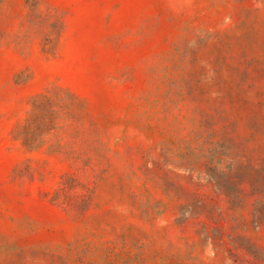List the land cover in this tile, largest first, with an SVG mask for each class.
<instances>
[{"label":"rangeland","instance_id":"1","mask_svg":"<svg viewBox=\"0 0 264 264\" xmlns=\"http://www.w3.org/2000/svg\"><path fill=\"white\" fill-rule=\"evenodd\" d=\"M0 264H264V0H0Z\"/></svg>","mask_w":264,"mask_h":264}]
</instances>
